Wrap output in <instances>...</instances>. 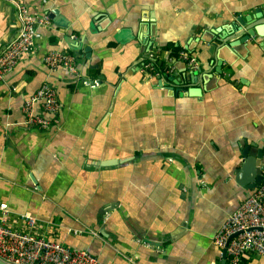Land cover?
Masks as SVG:
<instances>
[{"label": "crops", "instance_id": "1", "mask_svg": "<svg viewBox=\"0 0 264 264\" xmlns=\"http://www.w3.org/2000/svg\"><path fill=\"white\" fill-rule=\"evenodd\" d=\"M15 1L52 24L0 80V203L10 224L26 229L15 218L28 212L35 234L103 264H222L214 236L253 190L237 183L241 149L264 147V38L230 42L264 0ZM19 29L15 5L0 0V52ZM52 49L78 54L90 84L51 70ZM43 84L60 108L49 128H29L22 107ZM194 88L202 93L187 94Z\"/></svg>", "mask_w": 264, "mask_h": 264}, {"label": "built area", "instance_id": "2", "mask_svg": "<svg viewBox=\"0 0 264 264\" xmlns=\"http://www.w3.org/2000/svg\"><path fill=\"white\" fill-rule=\"evenodd\" d=\"M17 9L20 23L19 33L0 52V80L14 67L30 55L37 42V29L49 27L52 18L48 13L35 14L25 3L11 0ZM182 60L190 69H197L199 63L187 51L180 52ZM44 61L53 71L65 69L67 72L89 85L81 77L79 55L76 53L50 50ZM149 67V65H147ZM153 68V66H152ZM97 82L92 83L95 86ZM39 105L41 112L35 111ZM60 108L55 88L43 84L25 101L22 111L24 125L29 128L47 129ZM52 116V118H51ZM10 208L6 202L0 203V259L9 264H103L87 250L72 248L63 242L35 234L32 229L36 218L28 212L16 215V220L25 222L26 229L13 227L10 220ZM75 234L79 233L74 231ZM214 242L220 250V257L226 249L227 264H247L244 258L248 254L264 257V183L252 190L241 205L227 216L214 236Z\"/></svg>", "mask_w": 264, "mask_h": 264}, {"label": "water", "instance_id": "3", "mask_svg": "<svg viewBox=\"0 0 264 264\" xmlns=\"http://www.w3.org/2000/svg\"><path fill=\"white\" fill-rule=\"evenodd\" d=\"M52 17V14H50ZM264 19V10L257 9L256 15L246 16L244 20H238L237 27L235 28V32H241L239 35V39L235 40V42L239 41V43L230 42L231 47H236L239 44L247 43L251 38L257 37L264 38V21L259 22ZM253 21V22H252ZM248 23V24H247ZM252 23V25H249ZM213 48H217V44H213ZM91 48H86L87 57H89ZM210 52H213L214 49L210 48ZM182 60V59H181ZM185 64L187 62L182 60ZM222 63L219 61V66L221 67ZM217 71L220 73L222 70ZM199 75L198 71H192L190 74V78L193 82L197 81V76ZM164 76H166L164 72ZM187 94L198 95L200 92L202 93V89H187ZM239 166L236 168V173H238L236 179L237 183L241 185L245 189L252 190L257 186L264 183V147L259 148L255 144H246L241 149V158L239 160ZM0 264H9L0 259ZM222 264H227L226 260V249L223 250L222 256Z\"/></svg>", "mask_w": 264, "mask_h": 264}, {"label": "trees", "instance_id": "4", "mask_svg": "<svg viewBox=\"0 0 264 264\" xmlns=\"http://www.w3.org/2000/svg\"><path fill=\"white\" fill-rule=\"evenodd\" d=\"M155 65L157 66L156 68H163L164 64L161 61L155 62Z\"/></svg>", "mask_w": 264, "mask_h": 264}]
</instances>
